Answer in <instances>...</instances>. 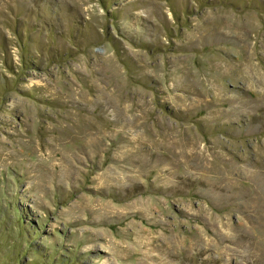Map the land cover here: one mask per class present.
Listing matches in <instances>:
<instances>
[{"label":"rangeland","instance_id":"374dc122","mask_svg":"<svg viewBox=\"0 0 264 264\" xmlns=\"http://www.w3.org/2000/svg\"><path fill=\"white\" fill-rule=\"evenodd\" d=\"M0 264H264V0H0Z\"/></svg>","mask_w":264,"mask_h":264}]
</instances>
